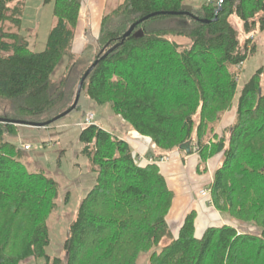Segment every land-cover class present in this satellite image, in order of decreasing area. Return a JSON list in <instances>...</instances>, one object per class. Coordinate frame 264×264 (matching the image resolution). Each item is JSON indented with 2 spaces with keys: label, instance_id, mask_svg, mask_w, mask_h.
Segmentation results:
<instances>
[{
  "label": "trees",
  "instance_id": "trees-1",
  "mask_svg": "<svg viewBox=\"0 0 264 264\" xmlns=\"http://www.w3.org/2000/svg\"><path fill=\"white\" fill-rule=\"evenodd\" d=\"M49 1L54 22L46 46L32 52L19 32L24 0H0V117L44 122L69 108L90 63L137 22L92 69L81 93L109 104L131 129L149 137L157 158L184 152L179 146L193 138L202 160L222 153L211 187L215 208L259 230L210 226L198 237L191 210L172 235L167 215L173 193L158 165L138 162L127 141L91 123L82 126L79 140L95 183L68 227L66 257L51 258L46 220L56 205L57 183L26 169L20 150L5 140L16 126L0 122V264L29 256L46 264H139L143 254L149 264H264V64L241 88L230 128L215 133L234 104L237 66L255 51L254 45L248 49L249 35L264 32V0H225L220 9L218 0H208L188 12H182L186 0H122L103 12L94 41L86 38L80 53L72 48L82 0L44 3ZM155 12L166 13L139 21ZM232 16L247 35L243 43ZM63 57L64 75L53 81Z\"/></svg>",
  "mask_w": 264,
  "mask_h": 264
},
{
  "label": "rangeland",
  "instance_id": "rangeland-1",
  "mask_svg": "<svg viewBox=\"0 0 264 264\" xmlns=\"http://www.w3.org/2000/svg\"><path fill=\"white\" fill-rule=\"evenodd\" d=\"M44 1L45 0H24V12L21 17L22 27L19 32L27 39L29 49L32 52H41L44 50L49 30L54 22V3L53 1L44 3ZM207 1L208 0H186V4L195 8ZM113 7V5L109 4L105 8V11H109ZM230 22L238 30V38L241 43H243L247 35L242 31L240 21L237 17L232 16ZM86 24H88L87 32L85 30L82 31L81 34L77 32L78 42H76V45V35L74 37L73 51L75 52L81 51L83 44L86 42V38L91 43L94 41L95 31L92 32V30H90L88 16L86 18ZM12 30L14 31V27H12ZM249 38L250 40L247 44L248 49H251L252 45H254L255 51L244 61L241 67L237 66L238 76L235 80L236 92L234 95V104L224 113L220 125L215 130V133L219 135H221L224 129L228 130L234 121L236 112L235 106L241 88L249 80L251 75L264 64V32L251 33ZM171 39L181 45L189 44V40L183 37L172 36ZM66 64L67 58L63 57L51 74L53 81H58L64 75ZM260 85V92L264 93V75H262L260 79ZM78 103V109L72 110L64 117L46 127L14 124L16 126V134L14 136H5L6 141L15 145L17 149L20 150L19 160L29 172H43L57 183L58 195L55 199L56 205L49 213L46 220L50 242L45 252L51 258L56 257L64 259L66 257L64 247L67 239L68 227L76 217L82 198L86 196L87 192L95 183V173L90 169L87 156L82 153L83 144L79 140L81 128L85 125V114L90 112L93 113L94 120L92 123L100 125L113 135L127 141L134 153L139 151L147 154L149 149L151 153L155 150V144L152 143L149 137H146L149 141L142 142V144L132 140L133 138L139 139V136L136 135L139 133L131 129L120 116L116 115L111 110L109 104L98 105L91 100L85 92L80 94ZM3 105L4 102L0 100V108L3 107ZM255 125L256 124H252V127ZM226 137L228 140V132L226 133ZM189 142L192 148L190 154H187L185 151V153L174 151L159 158L156 156L152 157L155 160L154 163L158 165L163 175L161 171L163 165L171 163L172 160L185 164L187 159L193 157L196 167L194 173L206 174L207 184H209L211 190L214 182V173L222 165L224 157L222 153H216L202 160L197 139L193 138L192 141ZM193 143H195V145ZM25 145H29V148L25 149ZM173 153L178 154L176 155V159H174ZM206 199L208 201V198ZM210 200L211 203L208 202V205L213 207L211 210H213L216 216L217 214L220 215L219 221L212 226L231 225L240 231L258 233L259 229L254 225H247L231 219L228 216L221 215L215 208L211 191ZM167 222L172 235H176L178 228H174L172 221H168V215ZM164 243H166V241H164L163 244ZM148 256V254L141 255L139 264H149ZM19 264H46V262L44 258L29 256L21 260Z\"/></svg>",
  "mask_w": 264,
  "mask_h": 264
},
{
  "label": "crops",
  "instance_id": "crops-1",
  "mask_svg": "<svg viewBox=\"0 0 264 264\" xmlns=\"http://www.w3.org/2000/svg\"><path fill=\"white\" fill-rule=\"evenodd\" d=\"M121 2L122 0H82L75 30V45L76 42H78L77 32L81 34L82 31L85 30L87 32L88 30V24H86L87 16L88 23L90 24V30H92V32L95 31L96 36L99 20L103 12H105V8L109 4L115 7ZM132 140L137 141L139 144L145 142L138 138H133ZM154 151L155 150H153L151 153L149 149L147 154L141 153L139 151L137 152L143 154L146 157H155L156 153ZM172 155L174 156V159H176V155L178 154L173 153ZM195 170V160L193 157L187 159L185 164H181L176 162V160H172L171 163L165 164L161 168V171L173 192V202L168 214V221H172L174 228H179L186 213L190 210H193L196 214L195 233L196 236L199 237L207 227L212 226L217 221H219L220 215L217 214L216 216L213 210H211L213 207L208 205L206 197L199 195V190L203 187H206L207 175L202 173L196 174L194 173Z\"/></svg>",
  "mask_w": 264,
  "mask_h": 264
},
{
  "label": "water",
  "instance_id": "water-1",
  "mask_svg": "<svg viewBox=\"0 0 264 264\" xmlns=\"http://www.w3.org/2000/svg\"><path fill=\"white\" fill-rule=\"evenodd\" d=\"M223 1H225V0H218V2H219L218 9L221 8L220 4ZM193 8L194 7L186 4V5L182 6V12H188V11H190ZM217 10H216V12H217ZM163 13H166V12H155V13L149 14L147 16H144L139 21L146 20V19H148L151 16H154L156 14H163ZM168 13L169 14H176V12H174V11H171V12H168ZM201 21L202 22H207V20H205V19H202ZM136 23H133L127 29V31L124 32V34H122V36L120 37V40L118 42H116L113 46L109 47L105 52H103V50H101L100 53H103V54H101V55L99 54L97 56V58H95V60L90 63L89 67L83 73V75L81 76V78H80V80H79V82L77 84L74 101H73V103L71 104V106L69 108H67L66 110H64L63 112H61L57 116H55L54 118H52V119H50L48 121H44V122L22 121V120L6 119V118H3V117H0V122L19 124V125H29V126H35V127H46V126L50 125L51 123L55 122L56 120L64 117L68 113H70L72 110L75 109L76 105L78 104L79 97H80L81 90H82V86H83V83H84L86 77L89 75V73L92 71V69L99 63L100 60L104 59L110 52H112L114 49L119 47L124 42L125 38L128 37L132 33ZM179 149L185 151L187 154H190V152H191L190 142H186V143L181 144L179 146Z\"/></svg>",
  "mask_w": 264,
  "mask_h": 264
},
{
  "label": "built area",
  "instance_id": "built-area-1",
  "mask_svg": "<svg viewBox=\"0 0 264 264\" xmlns=\"http://www.w3.org/2000/svg\"><path fill=\"white\" fill-rule=\"evenodd\" d=\"M244 62H241L239 64V67H241L243 65ZM94 120V114L93 113H87L85 114V120H84V124H91L92 121ZM195 145V143H193ZM196 147V146H195ZM25 149H28L29 148V145H25L24 146ZM136 159L138 162H146V163H154L155 160L152 158V157H146L144 156L143 154H140L138 152H135L134 153ZM212 179V178H210ZM210 188H209V184L206 185V187H203L199 190V195L202 196V197H206L208 198V202L211 203V200H210Z\"/></svg>",
  "mask_w": 264,
  "mask_h": 264
},
{
  "label": "bare ground",
  "instance_id": "bare-ground-1",
  "mask_svg": "<svg viewBox=\"0 0 264 264\" xmlns=\"http://www.w3.org/2000/svg\"><path fill=\"white\" fill-rule=\"evenodd\" d=\"M136 135H138V136H139V139H143V141H145V142H148V141H149V139H148V138L142 137V136H140L139 134H136Z\"/></svg>",
  "mask_w": 264,
  "mask_h": 264
}]
</instances>
